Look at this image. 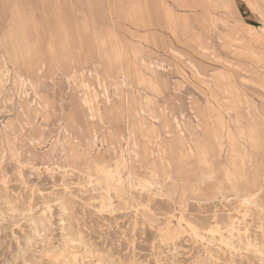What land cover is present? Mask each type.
Masks as SVG:
<instances>
[{"label":"rangeland","instance_id":"obj_1","mask_svg":"<svg viewBox=\"0 0 264 264\" xmlns=\"http://www.w3.org/2000/svg\"><path fill=\"white\" fill-rule=\"evenodd\" d=\"M262 6L0 0V264H264Z\"/></svg>","mask_w":264,"mask_h":264},{"label":"bare ground","instance_id":"obj_2","mask_svg":"<svg viewBox=\"0 0 264 264\" xmlns=\"http://www.w3.org/2000/svg\"><path fill=\"white\" fill-rule=\"evenodd\" d=\"M222 5V4H221ZM222 8H224V7H222ZM254 8V7H253ZM234 9V8H233ZM226 10H227V7H226ZM235 11V10H234ZM259 12H260V15L264 18V7L262 6V8L259 10ZM23 28V27H22ZM206 52V51H205ZM141 61H143V60H141ZM152 64V63H151ZM155 65V64H154ZM153 66V65H152ZM158 66V65H157ZM155 67V66H154ZM155 69V68H154ZM211 79V78H210ZM123 80V79H122ZM125 80H123V82H124ZM122 82V81H121ZM121 82H120V84H121ZM126 85V84H125ZM116 93V92H115ZM117 95V94H116ZM158 103V102H157ZM158 105V104H157ZM94 106V105H93ZM161 108V107H160ZM97 109V108H96ZM98 110H99V108H98ZM99 112V111H98ZM101 113V112H100ZM99 116H101V115H99ZM100 118V117H99ZM17 151H19V150H17ZM17 153H19V152H17ZM14 155V154H13ZM18 155V154H17ZM20 155V154H19ZM17 157H19V156H17ZM111 175V174H110ZM227 219V218H226ZM231 221V220H230ZM262 241V240H261ZM231 264V263H230Z\"/></svg>","mask_w":264,"mask_h":264}]
</instances>
